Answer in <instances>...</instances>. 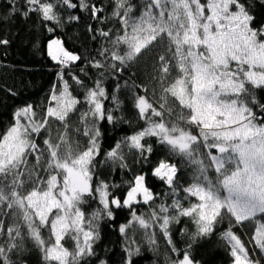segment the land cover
I'll use <instances>...</instances> for the list:
<instances>
[{
    "label": "snow or ice",
    "instance_id": "6c2138e0",
    "mask_svg": "<svg viewBox=\"0 0 264 264\" xmlns=\"http://www.w3.org/2000/svg\"><path fill=\"white\" fill-rule=\"evenodd\" d=\"M6 2L0 25L35 15L53 34L46 54L58 71L42 103L18 106L0 129V264H27L33 251L40 264H87L100 221L122 209L121 264H134L142 244L160 255L161 240L164 264H201L193 247L218 228L231 264H264V24L251 0ZM77 9L99 41L87 55L55 35L65 13L80 20ZM10 43L0 37V47ZM122 91L143 126L105 151L102 122L131 123ZM104 168L121 181L100 176Z\"/></svg>",
    "mask_w": 264,
    "mask_h": 264
},
{
    "label": "trees",
    "instance_id": "16d2710c",
    "mask_svg": "<svg viewBox=\"0 0 264 264\" xmlns=\"http://www.w3.org/2000/svg\"><path fill=\"white\" fill-rule=\"evenodd\" d=\"M140 0H134V3L139 4ZM107 5L109 0H103ZM251 11L255 17L256 26L264 24V2L262 0H251ZM7 10L6 0H0V12ZM72 14L80 15V20L67 21V13L64 14V25L62 28H57L55 35L61 37L65 43V47L76 53L87 55L93 52L94 49L99 47V41L93 42L91 34L87 31L90 23V17L79 12V10H69ZM111 9H108L110 12ZM98 26V25H94ZM111 26V25H109ZM10 28V33H9ZM7 35L11 43L8 46L0 47V129L7 126L12 118L14 109L18 106L33 103L39 105L44 98L48 95V91L52 84L57 79L58 67L47 57L46 43L47 39L52 38L51 33H48L43 27L40 26V21L33 15L30 19L24 20L20 17H15L14 22L9 24L0 25V37ZM6 53V55H5ZM84 65V61L77 62L76 74L79 73L78 68ZM94 70L89 69L91 75ZM104 86L109 92H112L115 87V81L112 79H105ZM12 89L17 95H10L6 90ZM75 95L80 99L83 98L81 90H78L75 85L72 86ZM264 96V92L259 93ZM120 99L124 101L126 107L124 108V116L127 120L131 121L130 124L121 123L113 127L106 122L103 124L104 135L100 140L102 148L106 151L104 140L109 137H114V142L121 136H124L131 131L136 130L138 126H143L142 123L138 125L136 113L132 110L131 100L126 97L124 92L120 93ZM108 106L111 103L108 102ZM81 109L86 107L80 106ZM76 116L72 117V121L76 122ZM117 115H120L118 112ZM103 159V155L100 157ZM104 179L115 180L119 183L121 175L119 172L111 173L110 168H104L99 173ZM154 191H160L162 185L156 181ZM160 201L157 200L158 204ZM170 203V201H168ZM95 204L87 209L91 211L95 208ZM142 211L147 210L146 205L140 206ZM129 218V213L126 209L118 210L116 218L113 221L107 219L100 221V239L96 242L95 250L96 257H92L87 261V264H97V259H106L109 264H121V259L124 255L122 243L124 238L118 231V226L125 223ZM187 223V222H186ZM178 227H184V224ZM188 227L192 225L188 223ZM223 229H217L216 234L201 239L198 244L193 247V255L196 260L201 264H231V257L229 256V248L226 246L225 241L219 238V232ZM131 235V232L129 233ZM177 239L179 237L177 233ZM137 241H140V235L136 236ZM69 248L72 247L71 241L67 243ZM151 251L148 250L146 244H142L141 255L134 257V264H145L144 258L149 255ZM27 264H40V256L37 252H31L27 255Z\"/></svg>",
    "mask_w": 264,
    "mask_h": 264
},
{
    "label": "rangeland",
    "instance_id": "374dc122",
    "mask_svg": "<svg viewBox=\"0 0 264 264\" xmlns=\"http://www.w3.org/2000/svg\"><path fill=\"white\" fill-rule=\"evenodd\" d=\"M114 137H109V138H106L104 140V145L109 148L111 145L114 144ZM164 155V152L163 151H157L152 159L153 161H156L158 160L160 157H162ZM131 158L129 159V163H131ZM125 178H130L128 177L127 174H125ZM149 185L154 189L156 187V183H155V180L152 179L151 177L149 178ZM239 231V230H238ZM161 243V247H160V255H156L154 254L152 251L149 255H147L145 258H144V262L145 264H153V261H156L157 264H164V261H163V253H164V248H163V241L161 240L160 241Z\"/></svg>",
    "mask_w": 264,
    "mask_h": 264
}]
</instances>
